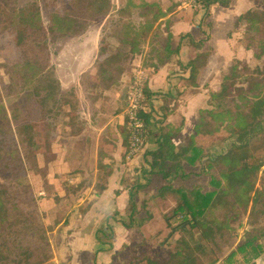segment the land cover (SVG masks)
Wrapping results in <instances>:
<instances>
[{
  "label": "crops",
  "instance_id": "1",
  "mask_svg": "<svg viewBox=\"0 0 264 264\" xmlns=\"http://www.w3.org/2000/svg\"><path fill=\"white\" fill-rule=\"evenodd\" d=\"M138 1L132 16L138 26L151 29L135 56L151 94L145 110L151 134L143 152L127 157V92L122 111L114 112L112 86L93 93L95 86L86 77L98 70H54L59 95L50 102L47 93L43 145L36 153L40 177L34 179L41 181L37 202L50 226L46 232L53 256L46 264H166L183 236L165 218L181 198L176 188H186L187 180L177 179L174 188L161 191L167 183L150 174V153L169 132L177 151L189 147L199 112L209 108L210 95L220 91L231 62L246 50L237 48L235 30L239 18L254 10V1L230 0L228 6L215 3L204 11L180 10L175 0ZM193 60L200 62L195 79L188 66ZM69 89L75 93L72 107L64 96ZM203 140L197 137L195 147ZM130 193L135 194L133 218L138 222L126 228ZM252 263L264 264V252Z\"/></svg>",
  "mask_w": 264,
  "mask_h": 264
},
{
  "label": "trees",
  "instance_id": "2",
  "mask_svg": "<svg viewBox=\"0 0 264 264\" xmlns=\"http://www.w3.org/2000/svg\"><path fill=\"white\" fill-rule=\"evenodd\" d=\"M76 2L83 4V9L61 13V16L55 15L54 19L58 18L60 19L59 23L63 22L53 25L49 30L79 34L84 30L81 19L88 21L95 14H107L109 11L108 0H71V8ZM204 2L206 7L215 3L228 6L230 0H204ZM93 7L96 9L93 10ZM256 16H259L258 13L249 11L239 18V22L247 23L250 28H256L262 21ZM261 16L264 17V14ZM13 28L15 59L10 66H12V73L18 76L17 80L21 86L28 81L29 76L42 74L46 69V61L42 54V42L46 41L48 32L41 23L39 9L35 5L18 13L17 23ZM30 42L39 44V47L36 50L31 49ZM30 52L33 55L30 56ZM199 63V60H193L188 64L191 67L193 79L196 78ZM29 70H33V73L28 74ZM236 70L237 67L231 65L228 74L223 78L220 91L210 95L209 107L211 109L199 112V122L194 127L195 134L192 135L188 148L177 151L171 141L173 134L169 132L161 137L159 149L150 153V174L160 177L167 183L161 188V191H169L174 188L171 185L173 181L188 180L199 174L185 170L187 166L192 167L201 159L200 146L195 147L197 137H203L205 140L207 137L214 136L222 127L229 128L231 137H233V142L228 150L207 157L205 170L208 171L212 167H216L218 180L222 182L221 184L218 183L216 188L208 191L200 187H192L190 190L187 187L176 188L182 190L180 203L178 200L165 221L167 226L174 223L172 231L179 230L183 236L176 241V251L167 258L166 264H202L200 260L204 255L205 241L213 243L216 236L225 230L222 224L215 223L216 225H214L212 223V221H216L214 217L212 220L204 218L207 212L213 215L214 212L222 209L229 216H232L230 214L233 212L235 215L242 213L241 215L246 216L247 214L250 218L253 214L256 215L254 209L260 204L259 192L255 188L254 180L264 163L257 162L250 150L254 128L241 131L237 126L241 119L250 118L252 114L257 117L261 115V112L257 111L260 105L264 107V97L255 95L249 100L242 89L238 91L233 80ZM12 85H14V78L9 73V85L4 87L7 90L3 94L4 97L9 96L8 89H12ZM4 89L2 93H4ZM145 92L149 98L151 94L148 91ZM1 98L0 90V100ZM227 98L245 102L244 106L247 107L248 113H243L242 107L238 106L235 101H232L233 111L229 107L225 110H217L220 106H217L215 101L219 100L223 104ZM234 111L235 113H233ZM142 117L148 128V134H151L149 116L143 114ZM210 120L216 125L214 129H210ZM29 128L28 125L19 126L17 119L0 103V178L3 179V183H0V264H46L53 256L46 229L38 213L34 208L27 207L28 204L34 203L32 192L23 189L15 193L11 186V183L15 182L22 187L21 182L25 176L24 150L28 145H32L31 138L24 139L23 131ZM190 149H193V153L191 156H186ZM191 196L195 201V206L190 202ZM134 198L135 194L130 193L129 210L131 215L123 221V226L126 228H132L133 224L138 222L133 218V213L136 211ZM234 214L233 216H235ZM260 215L263 216L264 211ZM195 231L199 233L200 237L196 242L192 240ZM258 239V234L251 235L249 233L244 237L242 243L223 258L222 263L233 264L237 255H242L245 258L249 255L251 261L258 258L263 252V247L258 243Z\"/></svg>",
  "mask_w": 264,
  "mask_h": 264
},
{
  "label": "rangeland",
  "instance_id": "3",
  "mask_svg": "<svg viewBox=\"0 0 264 264\" xmlns=\"http://www.w3.org/2000/svg\"><path fill=\"white\" fill-rule=\"evenodd\" d=\"M253 1L252 7L254 10L252 11L255 14L258 13L259 16L256 17L261 18L262 21L256 28H250L244 22L237 25V30H235L236 46L237 48L242 46L246 50L240 56V61L233 60L231 62L232 66L237 67L233 78L235 88L238 91L242 89L249 100L255 95L264 97V17L261 16V14H264V0ZM108 2L109 11L107 14H95L88 21L81 19L84 25L83 32L70 34L52 31L49 28L63 22L59 23L60 19H54L55 15L61 16V13L81 11L83 4L76 2L74 7L71 8V0H0V90L2 96L0 103L17 119L19 126H30L23 133L25 135L24 139L29 140L31 138L32 140V145H28L24 150L26 153H24L25 176L21 182L22 187L15 182L11 183V186L15 193L23 189L32 192L34 203L28 204L27 207L34 208L46 230L50 226L48 224L47 227L45 226L42 219L43 212L39 209L37 202L39 200L37 189H40L38 185H41V181L38 179V182H35L34 179L37 175L40 177V172L36 168L38 164L36 153L41 150L43 145L42 119L49 106L47 93L50 102L58 99L57 95H59V83L54 76V70L57 67L62 69L73 68L75 70L87 67L95 68L98 70L95 76H86L95 86V90L92 92L98 93L104 87L111 85L115 90H112V93L115 95L117 103L112 111L115 112L118 109L121 112L124 96L126 92L128 93L133 75L140 69L137 66L138 60L136 61L135 56L143 51L145 41L151 32L149 27L138 26V19L136 16H132V12H135L138 7V0H108ZM32 5L38 7L41 23L48 32L46 41L42 42L43 52L41 51L46 61V69L37 76L31 75L33 70H29L28 74L31 73V76L28 75V81L20 86L17 80L18 76L12 73V66H10L13 59H15L12 31L17 23L18 13ZM92 9L95 10L96 7ZM29 46L31 49L36 50L39 44L30 42ZM29 55H33L32 52ZM91 58L92 61L89 62ZM9 73L14 78V85H12V89H8L9 96L4 97L3 94L7 92L4 87L9 85ZM85 75L87 73L83 77ZM65 80L69 82L70 78L65 76ZM3 89L4 93H2ZM74 95L73 89H69L64 93L71 107L74 103ZM232 101L242 107L243 113H248L247 107L244 106L245 102L233 98H227L223 104L221 101L216 100L215 104L220 106L217 110H225L229 107L233 111ZM262 106L260 105L257 111L258 113L261 112L260 116L257 117V115L252 114L250 118L241 119L237 128L241 131L254 128L250 150L257 162L264 163V107ZM208 109H211V107ZM123 118H125L124 111ZM210 121V129H214L216 125L212 120ZM219 130L214 136L206 138L208 142L206 140L201 142L199 148L202 153L200 161L192 167L187 166L188 172L199 173L197 175L199 177L192 176L185 182L189 190L192 187H200L205 191L213 190L218 183H222L218 180V169L216 167H212L208 171L205 170L208 155H218V153L228 150L233 142L229 128L222 127ZM124 132L128 138L125 123ZM32 146L33 148H31ZM0 183H3L1 178ZM254 184L259 192L258 198L260 199V204L254 209L256 215L253 214L249 218L247 214L243 216L242 213L235 215L231 212L230 215L232 216H229L222 209L210 215L206 211L207 214L204 218L212 220V217H214L216 221H212V223L214 225H216L215 223L222 224L225 230H222V233L220 232V235L216 236L213 243L205 241L204 255L200 260L202 264H211L216 261H220L219 264H224L222 263L223 258L242 243L244 237L249 233L251 235L258 234V243L264 249V215H260L264 211V164L257 173ZM178 200L180 203L179 196ZM190 202L195 206L192 196ZM237 212H240V210H237ZM227 216L230 218H227ZM199 239V233L195 231L192 240L196 242ZM249 257V255L246 258L237 255L233 264H253Z\"/></svg>",
  "mask_w": 264,
  "mask_h": 264
},
{
  "label": "built area",
  "instance_id": "4",
  "mask_svg": "<svg viewBox=\"0 0 264 264\" xmlns=\"http://www.w3.org/2000/svg\"><path fill=\"white\" fill-rule=\"evenodd\" d=\"M176 4L180 10L204 11L206 9L204 0H176ZM147 103L145 75L143 70L138 69L130 83L124 109V123L128 133V158L139 155L147 146L148 128L142 117L145 114ZM150 123L151 121L149 120Z\"/></svg>",
  "mask_w": 264,
  "mask_h": 264
}]
</instances>
